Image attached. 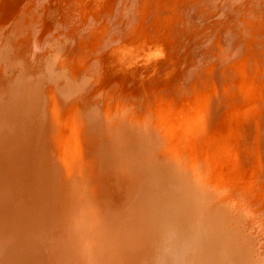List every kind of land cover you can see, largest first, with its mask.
Listing matches in <instances>:
<instances>
[{
	"label": "bare ground",
	"instance_id": "bare-ground-1",
	"mask_svg": "<svg viewBox=\"0 0 264 264\" xmlns=\"http://www.w3.org/2000/svg\"><path fill=\"white\" fill-rule=\"evenodd\" d=\"M194 1L0 0V87L10 92L0 112L16 114L27 144L44 156L55 149L50 160L35 159L42 168L106 166V178L124 184L107 191L133 197L95 207L90 181L81 194L99 223L52 214L64 223L56 229L43 214L27 217L31 208L17 197L4 198L0 250L15 252L13 264L20 254L23 264H90L79 244L92 258L95 244L107 246L97 255L104 264H157L171 235L184 249L202 244L179 264L264 262V0ZM20 78L40 85L46 105L44 85L53 82L51 102L68 105L47 107L29 83L17 97ZM47 111L53 116H40ZM83 136L95 152L86 159L76 149ZM112 211L113 228L102 214ZM40 226L50 243L42 255L29 250L34 236L14 235ZM110 238L120 246H108ZM161 239L154 251L150 243Z\"/></svg>",
	"mask_w": 264,
	"mask_h": 264
},
{
	"label": "rangeland",
	"instance_id": "rangeland-1",
	"mask_svg": "<svg viewBox=\"0 0 264 264\" xmlns=\"http://www.w3.org/2000/svg\"><path fill=\"white\" fill-rule=\"evenodd\" d=\"M186 3L189 6H192L194 4V0L190 1L187 0ZM201 8L203 7L202 4ZM199 5V6H200ZM256 16H253L255 19ZM257 18V17H256ZM230 21L232 19L228 18ZM258 19V18H257ZM225 21V22H227ZM244 24V23H242ZM239 26V22L235 21L233 23L234 27ZM219 28H222L224 32H229L232 30L231 28L227 26V24H219ZM236 30V29H233ZM249 43L252 46L261 47V42L249 40ZM262 43H264V40H262ZM251 46V47H252ZM4 48L0 49V53L2 52ZM249 50V49H248ZM5 56V54H4ZM2 55V59H5ZM5 78L3 77V81ZM31 84L35 89L36 95H38L40 101L46 105L47 97L41 93V87L39 84L36 83L34 80H29L25 78H20L19 81L15 82L18 88H21L17 93L16 92V86L14 87V93L17 97H22L26 95L29 91H25L26 88L30 86L27 84ZM52 83H45V89L49 91V97L50 104H47L46 106L49 107L51 105L57 106L54 110L58 111V109L63 110L68 105L69 101H64L63 99H59L58 102H56V99L51 102V98L54 97V91L52 89ZM4 83H2L0 87V108L5 109V105L10 104V92L9 89L6 88ZM12 95V94H11ZM52 111H47L46 113L40 114L42 117L48 116L50 118L52 115ZM56 118L57 115L54 113ZM16 116V114H14ZM15 116H11V114H3L0 112V205L3 204L4 198H11V197H17L18 198V205H26L31 208V212H24L26 213V216L28 217L29 213L35 212L37 215L43 214L42 221L45 220V217L49 219L52 225V228L56 229L59 228V224L62 225L64 223H58V220H55L56 218L54 215L58 216H67L72 215L74 217H77L78 221L81 223L79 226H86L89 227L90 224H93L94 221L95 224L99 223V217L96 214L97 211L89 209V206L86 202L85 197L81 194V189H89L88 186H85L90 181L94 185L91 188V191L88 194V199L91 202V205L95 206L98 204L103 209L105 207L113 208L115 207V202H126V206H128L130 203H132L133 197L131 195H122L117 196L121 190V188L124 186L123 182L116 179L115 175L112 174V178L108 179L105 176V173L107 172L106 166H96L94 169L89 170L87 169L88 166L78 164L76 166H73L74 170H61L62 166L60 165H51V164H45L44 168L40 164H37L35 159L39 157H43L42 161H48L47 157L52 155L55 151V149H52L49 146L48 151L46 152L45 156L41 153L40 150H38L34 144L30 145L27 144L28 138L23 133H26L29 131L28 129H24L20 132L18 127L19 121ZM144 139V138H143ZM154 142L157 144L156 139L152 138ZM87 143H90V139H88ZM85 142V138L83 136L82 140H80V143H78V146H76V149L82 150L80 154L81 158H89V154H94L92 147L88 145ZM91 147V148H90ZM77 161L79 159H76ZM80 161H82L80 159ZM12 163H24L26 165L25 169L29 172V175H25L22 170H17ZM74 163V162H73ZM72 163V164H73ZM109 170L112 171V167L109 168ZM116 184L117 189L119 192H113L109 193L106 189V187H114ZM85 186V187H84ZM122 186V187H121ZM99 194V195H96ZM124 194V193H123ZM204 204V203H202ZM11 209L14 208L11 206ZM125 207V206H124ZM51 211V212H48ZM0 213H6V212H0ZM54 214V215H52ZM97 215V219H95L94 215ZM103 216L109 220L106 221L107 223H110L109 226L113 228V226L116 224L117 218L114 217V213L112 212H102ZM23 216V214H22ZM35 221L37 219L36 216ZM103 221V220H102ZM47 222V220H45ZM72 223V222H70ZM69 224V223H68ZM74 226V222L71 225V228ZM49 227V226H47ZM84 228V227H83ZM42 227L40 226L39 229L33 230H18L14 232V235L16 237L22 236V237H28L29 235L34 236L35 244L31 245L29 247V250L32 253H36L38 255H42L44 252L48 250V247L50 243L48 241V234L43 231ZM69 232L70 229L68 230ZM91 233L95 234L96 231L89 230ZM99 232V231H98ZM107 230L105 231L106 236ZM157 235L158 232L156 231ZM34 234V235H33ZM98 234H101L99 232ZM230 236V235H228ZM179 239V238H178ZM178 239H175V236L171 235L170 238L167 241V246H164L162 248V251L156 252L157 253V264H179L183 259L190 256L193 252H197L202 248V244L199 242L196 243V246L193 245L192 249H184L183 245H178L179 242ZM162 240H158L154 243H150L152 245V249L155 251V247L162 245ZM107 242V245L111 248H118L120 245H114L112 246V238H110ZM191 242V241H190ZM189 242V243H190ZM60 243L61 242H56ZM114 244H117V241L113 240ZM127 243V241H126ZM231 243L232 240H231ZM192 244V243H191ZM126 245V244H125ZM24 246H22L23 248ZM95 247L99 248L98 254L106 250L107 246H103V244H95ZM27 248V247H25ZM61 249L66 250L67 252H72V254L76 257L75 248H70L68 246H61ZM9 246L6 245L3 248V252L0 250V264H11L12 261H14V253L10 252ZM80 254L90 263V264H104L105 261L100 258L96 257L92 258L91 254L81 245L79 244ZM120 250L117 252L119 254ZM16 256V254L14 255ZM121 257V255L119 254ZM19 257V255H18ZM18 257L16 259H18ZM14 259V260H13ZM258 259V257H257ZM256 259V260H257ZM20 260L22 263V256L20 254ZM77 264H79V260H77ZM225 262L230 261V257H226L224 259ZM13 264V263H12ZM261 264H264V262H261Z\"/></svg>",
	"mask_w": 264,
	"mask_h": 264
}]
</instances>
